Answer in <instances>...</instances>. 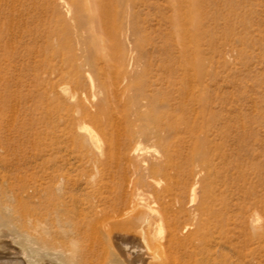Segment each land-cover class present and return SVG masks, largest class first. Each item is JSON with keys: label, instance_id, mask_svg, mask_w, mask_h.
Returning a JSON list of instances; mask_svg holds the SVG:
<instances>
[{"label": "rangeland", "instance_id": "374dc122", "mask_svg": "<svg viewBox=\"0 0 264 264\" xmlns=\"http://www.w3.org/2000/svg\"><path fill=\"white\" fill-rule=\"evenodd\" d=\"M169 2L170 0H116L111 6V14L113 15L115 11L117 13L116 28L112 16L102 15L99 18L100 23H96L97 30H94L90 18L92 11L87 6V0H0V159L10 157V148L7 143L16 136V145L22 148L20 149L22 154L27 155L26 152H29L28 155H33L36 151L35 147L39 145L38 148L48 152L52 163L59 162L64 165L61 167H65L62 173L66 177L71 179L75 177V180L80 178L81 180L77 181L81 182V187L83 184L86 185L82 187L85 190L81 189V193V187L77 190L81 198L86 195L88 190L86 183L90 179L91 183L90 181L89 183L95 188L93 202H97L98 199L100 201L94 203L97 216L95 213L96 219L93 223L98 225L96 227L101 236L97 237L100 234L96 227H93L96 228L93 230L97 232L94 233L95 235L93 231L90 234L84 231L78 237L81 239H77L75 249L79 254L83 253L89 248L91 240L93 247L98 241V245L101 244L100 240H103L104 244L109 243L104 245L102 241L99 248L98 245L94 248L96 254H93L96 257L91 256L95 259L88 258L94 261L91 260L92 264L96 262V264H111L109 261L115 257L116 264L118 262L139 264L136 261L140 257L151 256L150 261H156L163 257L158 256L159 254H165L167 251V247L165 246V250L162 245L167 242L166 238H170L171 229L169 221L167 222L168 218L165 220L162 214L158 215L162 206L160 201L149 199L150 207L153 204L150 215L152 216L151 228L149 225L145 227L152 229V233L155 230V234L148 230L149 235L146 231L147 238H149L147 241H138V238L133 237L142 231L141 227L135 226V228L131 225L130 230L129 225L123 226L125 225L124 220L130 217L126 212L129 210L125 209L123 202L125 201V188L128 186H125L127 182L124 181L134 176L133 173L136 170L134 166L141 162L135 159L133 153H131L132 157L127 150L128 144H125L127 123L140 138L138 141L129 143V147L142 143L147 149L145 155L149 158L159 155L160 152L163 153L167 148V143L171 141L188 152L190 146L196 141L204 142L213 152L212 156L213 154L215 156L211 163L201 159L195 162L197 172L195 179L199 181V198H201L204 184H211L215 177V165L221 173L220 180L213 182L214 186L210 188L213 212L211 210V213H205V218H203L204 215L199 214L198 217L192 218L194 221L186 220L194 224L184 230L188 233L183 231L181 234L183 239L181 238L180 243L183 246L179 245V248L181 247L179 253L182 257H186L189 253L193 254L191 252H199L197 255L199 258L211 253H214V256H219L221 253L235 256L233 244L240 247L247 240L248 229L252 228L253 224V215L259 214L264 220V0H200L198 8L201 9H197L200 20V35L197 37L199 39L198 60L202 71L200 81L192 79L194 77L187 78L189 76L180 66L179 62L182 58L179 56L183 48L177 39L176 32L174 33L173 15L175 11ZM98 36H100L99 41H95L93 37ZM89 43L93 45L90 46ZM91 59L98 61L100 66L104 65L106 60L111 59L110 62L113 65L106 69L96 68L90 62ZM117 70H119L118 73ZM187 84L189 87L185 88ZM62 88L67 91H63ZM185 89L188 93L184 91ZM72 95H75L74 99L70 98ZM100 107H107L113 118L111 124L106 123L102 126L104 129L90 117L84 116L85 111L96 112ZM161 112L171 113L174 116L173 120L178 117L183 118L184 121L177 128V133L164 122L161 123L155 119L156 114ZM165 118L166 116L164 121H166ZM81 125L91 128L97 134L98 143L94 144L95 142L89 141ZM191 126L195 130L194 134L191 132ZM110 128L114 131H110ZM26 146L34 149L31 150L30 147L29 150ZM174 146L171 152L176 155L178 147L175 146L176 149H174ZM97 147L103 150V155L100 150L96 149ZM51 152L52 154H49ZM80 152L82 157L79 156ZM58 154H61V158ZM218 154H225V160L219 158ZM129 156H131L130 159ZM62 160H65V163ZM94 164H97L100 169ZM95 166L96 169H94ZM1 167L0 160V169ZM129 170H132L131 175L133 176L130 175ZM202 177H204L203 181H201ZM163 180L165 183L169 181L166 177ZM2 182L4 179L0 174V185ZM102 185L105 190L107 189L106 191L103 189V193ZM97 193L98 196L94 197ZM216 194L219 195L214 196ZM118 197L122 201L120 199L116 201ZM102 199L105 202L104 200L102 202ZM153 200L158 205L151 204ZM216 200L217 203H215ZM108 201L114 204L109 205ZM113 205H116V208L111 207ZM108 207L110 210L107 209ZM121 208L126 212H124L125 217H120V215L123 216L120 213ZM153 208L158 211H154ZM218 211L221 214L225 213V216ZM153 212L156 213L153 214ZM170 214L169 219L174 213ZM102 215L109 216L110 219ZM155 216L157 220L161 218L164 220L155 221ZM101 217L108 222L106 220L102 222ZM196 218H202L204 222H199L200 220ZM210 218L218 222L214 221V225ZM223 218L227 221L225 222ZM109 221L112 222L111 225L108 224ZM114 221L120 224H115ZM121 221H123L124 229L117 227L121 225ZM160 221L164 229L159 227ZM164 221L166 224H163ZM209 221L213 226L209 225L211 224ZM195 222L199 223V227L200 225L206 226L204 227L206 232L202 226L201 229L197 226V229ZM99 223L103 224L101 227L104 231ZM105 223L108 227L112 226L108 229L109 233L107 229L105 230V227L108 228ZM217 223L220 228L217 227ZM125 229L129 230L124 231ZM157 230L164 231V235H160L161 231L157 235ZM189 230L191 234L193 233V237L191 234L187 235ZM112 233L117 236L110 235ZM119 233H124L126 236L119 235ZM82 234L86 235L81 237ZM185 234L191 239L190 241ZM151 235L158 237H153V240ZM84 237L90 238L82 239ZM101 237L104 238L101 239ZM127 237L130 238V242L127 241L129 240ZM131 237L136 240L133 241ZM97 238L100 239L97 240ZM107 239H110L109 242ZM158 240L162 243L157 242ZM182 241H187L188 245L183 244ZM127 242L131 243L130 246L126 244ZM148 242L152 243V247L154 245L158 252L159 250L161 252L158 254L156 250H151ZM213 243H217L216 246ZM218 244L223 245L224 249H219ZM82 245L84 249L81 248ZM156 245H161V247ZM208 246L211 247L208 248ZM101 247L103 250L100 249ZM104 247L108 248V252H106L107 249L104 250ZM136 247L138 249L140 247L139 250L145 248V251L137 252ZM185 248L186 251H183ZM126 249L130 250L126 251ZM147 251L153 252L154 256ZM104 252L108 258L104 259ZM110 252L114 254L111 253V256ZM127 252L134 253L130 260ZM98 253L99 256H97ZM155 253L159 258L155 256ZM148 254L151 255L148 256ZM100 258L105 262L101 263ZM88 260L81 263L91 264ZM99 260L101 261L98 263Z\"/></svg>", "mask_w": 264, "mask_h": 264}, {"label": "bare ground", "instance_id": "6f19581e", "mask_svg": "<svg viewBox=\"0 0 264 264\" xmlns=\"http://www.w3.org/2000/svg\"><path fill=\"white\" fill-rule=\"evenodd\" d=\"M115 2H116V0H87V6L92 11L90 18L92 20V23H93L92 28L94 30H97L98 26H96V23L97 22L100 23L99 18L102 15L105 17L112 16L114 18V26L116 28L117 13L115 11L113 13V15L111 14V6L114 5ZM169 3H170L169 5H171V4L173 5L171 7L172 8L174 7L173 9L175 11L174 15H173L174 17L172 16L173 22H174L173 25L175 26L174 33L176 32L175 34L177 35V39L179 40V42L183 48V52H181L182 56L181 55H180L181 57L179 56V58H182V59H180L181 61L179 62L180 66L182 67V69H184V72L187 74V76H189L187 78L194 77L192 79L200 81V75H201L202 71H201V68L199 66L200 64H199V60H198V57H199L198 41H199V39L197 38L198 35H200V32H199L200 20H199V13L197 10V9H201V8H198V6L200 5V0H170ZM93 38L95 41L96 40L99 41L100 36H98L97 38H95V37H93ZM89 45L92 46L93 44L89 43ZM90 46H88V47H90ZM103 50H104V48H103ZM103 53H105V52L103 51ZM110 61H111V59L106 60V63L102 66H100V64L98 65V61H95L94 59H91L90 62L93 63V65L96 66V68L102 67V68L106 69V68H111V66L113 65V64H111ZM118 72H119V70H117V73ZM77 77H79V76H77ZM192 79H191V82H192ZM187 82H188V80H187ZM5 84H7V83H5ZM5 84H3V85H5ZM188 85L189 84H187L185 86V88H188L189 87ZM62 89H63V91H67L65 88H62ZM184 91L186 93H188V90L185 89ZM70 98L74 99L75 95L70 96ZM80 109L82 111V108H80ZM53 110H55V109H53ZM109 111L110 110L107 107H100L98 109V111H96V112H92L91 110L85 111L84 116L90 117V119H92L95 123L99 124L102 127L104 124H106V123L111 124L113 121L112 115H110L111 113L109 114ZM49 114H51V112H49ZM165 116H166V118H165L166 121L163 120ZM51 117H54V116H51ZM173 117L174 116L171 113L164 114L161 112L159 114L158 113L156 114L155 119L161 123L164 122L165 124H167V126L172 131H175L177 133V130H178L177 128L180 126V123L184 120L182 117H178L177 119L173 120ZM48 119H50V118H48ZM112 125H114V124H112ZM112 125L110 126L111 128L113 127ZM80 127H81L82 131L84 130L83 133L85 136H87V138H89V141L91 140V141L95 142L94 144H96V142L98 143V141H99L98 136L91 128L86 127V126H82V125ZM112 129L110 131H114ZM47 131H46V133H47ZM191 132L193 134L195 132L193 126H191ZM126 134H127V137H125V138H127V140L125 141V144H128V146H126V145L125 146L128 147L127 150L129 152V154L131 155V153H133L135 155V159L136 160L138 159L141 162L137 161L139 165L137 163H136L137 164L136 166L133 165L135 167L134 169H136V170H134L135 172L133 173L134 176L131 175L133 169L131 171L129 170V172H131L130 175L133 177H130L129 179L126 178L127 181H124V179H123L124 182H127V184H125V186L128 185L127 186L128 189H127V187L125 188V201H123V202L125 203V209L129 210L126 212H128L129 213L128 215L130 216L127 220H124L125 225L123 224V226L129 225L128 228L130 230L132 229V228H130L131 225L134 227L135 226L141 227L142 229L141 228L140 229L142 231L139 234L137 233V235L136 236L134 235L133 237L138 238L139 239L138 241H141V240H143L144 242L147 241L149 238H147L146 231H148L149 229H146L145 226L149 225V227L151 228L150 223H151V219H152L151 217L152 216L150 217V215H151V211H152V209H151L152 205H153L152 203H154L155 205H158L154 201V200H158L162 204L161 209L159 211L160 214L158 212V215L162 214L161 216H163V218L165 217L164 218L165 220H166V218H168L167 222L169 221V225H170L169 228L171 229L170 238L169 239L166 238L165 240L167 242L165 241L166 242L165 245H162V248H164V249H165V246L167 247L166 248L167 251L165 252L166 249L164 250L165 254L160 255L159 252H161V251L158 249L159 250V252H158L156 250V248L154 247V245L152 247V245H151L152 243L150 244V242H148V244L150 246L146 245V246H149V248L151 247L150 248L151 250H153V249L156 250L155 252H158V254H159L158 256H163V257H161V259H158L156 261H152V260L150 261L151 256L150 257L143 256V257H140L139 260H137L136 262H138L139 264H264V220H262L263 218L259 214L253 215V218H252L253 224H252V228L248 229V232H247L248 238H246L247 240L244 243H242L240 247L233 244L234 250H235L234 252L236 253L235 256L229 255L226 253H221L222 254V255L220 254L221 256L220 255L214 256V253H211V254L208 253L209 255H207L206 257L199 258L197 256L199 252H195V253L191 252L193 254L189 253V255L187 254V256L183 255L186 257H182L181 256L182 254L180 255V253H179V249H181V247L179 248V245L181 244L180 242L183 239L181 234L184 230L190 228L191 225L194 224V222H186V220L189 219V221H190V219H191V221H194V219L192 220V218H195L197 215L199 216V214H202V215H204L205 213L207 214L208 212H210L213 209V207H212L213 204L211 205V201H210V198H212L210 196V194H211L210 188L212 186H214V185H212L213 182L216 183L218 179L220 180V173H221V171L217 168V165H215L214 166L215 167L214 168L215 177L212 180L211 184L210 183H209V185L204 184V186L202 188L203 191L201 194V198H199V195H200L199 191H198L199 181L195 179V175L197 174L195 162L197 160L201 159L203 161H208L209 163H211L214 160L215 156H214V154L212 156L213 152L211 151V149L208 146H206V144L204 142L200 143V142L196 141L195 143H193L190 146L189 152L186 150L188 152L187 153L185 151V149L182 150L183 147H179L174 141H171V142L167 143V148H166V150H164L163 153L162 152H160V154L157 153L159 155H156L153 158H149L145 155L147 149L145 148L144 145H142V143L141 144L138 143V144L134 145L133 147H129V143H131L133 141H138L140 138L136 135V133L133 131L132 127L128 123H127ZM15 137L11 138V140H8L9 143H7V145H9V148H10L9 149V156L10 157L9 158L4 157V158L0 159L2 162L0 174H1V176H3V179H4V182H2V184L0 185L1 186L0 187V264H80L81 262H86L88 260V258H90V257L91 258L93 256L96 257L93 253L96 254L94 248L97 247L99 241H98L97 245H95L93 247L94 244L91 245V243H92V240H91V243L89 244V248L86 249V251H84L81 254H79V252H77V250L75 249V244L77 242V239H81V238H78L80 236V234L83 233L84 231L87 233L89 232V234H90L94 229L97 228L96 226H98L97 224L93 223V221H94V219H96L95 217L97 216V212H95V210H94V203L96 204L99 201V199L97 198L98 201L93 202L92 198H93V194L95 192V188L93 185L90 184L91 183L90 179H88L87 180L88 183H86L87 184L86 188H88V190L85 193L86 195L82 196V198H81L78 195L79 191H77L81 187V182L77 181L80 178H77V180H75L74 176H73L74 177L73 179L66 177L62 173V169L65 168V167H63V168L61 167V165H63V164H59V162L55 163L54 161H53L54 163H52V161L48 157V154H47L48 152L46 153L44 151V149L38 148L39 145H37V144H36L37 147H35L36 148L35 153H33L34 151L32 152L33 155H31V154L28 155L29 152H26L27 155L22 154L23 152L21 153V151H20V149H22V148L19 147V145H16ZM104 137H107V136H104ZM177 138H178V136H177ZM14 141H15V143H14ZM55 141H57V140H55ZM17 142H18V140H17ZM49 142H51V140ZM110 142H112V140ZM51 145H48V146H51ZM117 145H118V143H117ZM174 145L176 147H178V149H176V147ZM107 146H108V144H107ZM172 146H174L175 147L174 149H176V151L178 152V153H176V155L175 154L173 155L171 152ZM26 147H27V149L30 150L31 146L29 148H28V146H26ZM26 147H24V148L26 149ZM126 147H125V151H126ZM54 148H56V146ZM102 148H103V146H102ZM33 149L34 148L31 147V150H33ZM96 149H98V147ZM100 149L101 148L99 147L98 150H100ZM100 151H98V152H100ZM102 151H101V154H102ZM91 152H92V150H91ZM105 153H104V155H105ZM174 153H175V150H174ZM49 154H52V152ZM126 154H127V152H126ZM129 154H127V156ZM58 155H60V157L57 155H54V156L61 158V154H58ZM80 155H81V157L83 156L81 154V152H80L79 156ZM102 155H101V157H102ZM218 155H219V158L225 160V158H226L225 154H218ZM98 156H99V154H98ZM131 156H129L128 158L130 159ZM93 157H94V155H93ZM106 157H107V155H106ZM108 158H109V155H108ZM108 158H106V159H108ZM62 161H64V163H65V160H62ZM79 161H80V159H79ZM104 161H105V159H104ZM60 163H63V162H60ZM93 163H96V162H93ZM107 163H109V162H107ZM69 164H67V165H69ZM94 165H97V164H94ZM112 167H115V166H112ZM127 167H128V165H127ZM97 168H98V165H97ZM129 168H131V167H129ZM68 169H70V168H68ZM94 169H96V166ZM98 169H100V168H98ZM96 171H98V170H96ZM125 172H126V170H125ZM127 172H128V170H127ZM71 174L73 175L72 172H71ZM93 174H91V175H93ZM127 174H129V173H127ZM85 177H86V175H85ZM164 177L168 178L169 181L166 183L164 182V180L162 181V179H164ZM197 178H198V175H197ZM203 179H204V177H202L201 181H203ZM89 181H90V183H89ZM83 183H84V181H83ZM83 186H86V185L83 184ZM102 186H101V188H102ZM82 187L80 188V193H81V189H84ZM103 189H104V186H103L102 190ZM104 190L102 191V193L104 192ZM98 191H100V189H98ZM100 193H101V191H100ZM83 194H80V195H83ZM217 195H219V194H216L214 196H217ZM96 196H98V193L94 197H96ZM102 196H103V194H102ZM104 196H106V194ZM100 197L101 196H99V198ZM107 198H109V197H107ZM119 199H120V197H118V200H116V201H119ZM121 199L123 200L122 196H121ZM149 199H154L153 202L151 201V204H152L151 207H150ZM103 200L104 199H102V202H103ZM197 200H199V201H197ZM214 200H215V197H214ZM214 200L212 202H214ZM217 200H219V199H217ZM217 200L215 201V203H217ZM220 200H222V199H220ZM223 200H225V199H223ZM104 202H105V200H104ZM112 202H113V200H112ZM112 202H109L108 204L109 205L114 204ZM224 203H222V204H224ZM103 206H101V207L104 208L105 206L104 207ZM114 206L116 208V205H113L111 207H114ZM97 207H99V206H97ZM153 207H155V206H153ZM107 209L110 210L109 207ZM107 209H106V211H108ZM122 209L123 208H121L120 210H122ZM215 209L217 210V207H215ZM219 209H220V207H219ZM221 209H223V211H224L223 206ZM117 210H118V207H117ZM153 210L155 211L156 209L153 208ZM111 211H112V209H111ZM157 211L158 210H156V212ZM114 212H116L115 209H114ZM124 212H125L124 210H122V212H120L123 215V216L120 215V217H125ZM156 212H153V214ZM172 212L174 213L172 215V217L174 216V218L171 217V219H169L170 218L169 215H171L170 213H172ZM212 212H213V210H212ZM95 213H96V216H95ZM224 214L225 213H223L221 215H224ZM205 215L203 216V218H205ZM112 216H113V214H112ZM112 216H111V219L113 217H115V216H113V217ZM103 217H105L106 219L108 218V220L110 219L109 216H106V215ZM120 217H119V219H120ZM217 217H219V216L217 215ZM105 218L103 219L101 217V219H103V221L100 219V222L101 221L104 222L106 220ZM115 218H117V217H115ZM163 218H161V219L164 220ZM225 218H223V219H225ZM161 219H158V220H161ZM201 219H199L200 220L199 222H201V221L204 222V219H202V220ZM207 219L209 220V217ZM97 220L99 221V219H97ZM156 220H157V217H156L155 221ZM197 220H195V221H197ZM98 221H95V222H98ZM214 221H216V219ZM214 221L212 220L211 222H213L215 225ZM226 221H227V219H225V222ZM114 222H113V224H114ZM116 222H115V224H118V222L117 223ZM119 222H120V220H119ZM122 222L123 221H121L120 226H117V227H121L120 229L123 228ZM165 222L166 221H164L163 224H166ZM211 222L209 221V223H211ZM216 222H218V221H216ZM157 223H159V222H157ZM206 223H201V224L205 225ZM94 224H95V226H94ZM101 224L99 223L100 227H101ZM108 224L111 225L112 222H110ZM154 224L156 227V223H154ZM160 224H161V221H160ZM160 224H159V227H162V224H161V226H160ZM196 224L197 225L195 227H197V226L199 227V225H198L199 223H196ZM105 225H107V223H105ZM110 225H109V227L107 225L108 228H106L105 226H103V227H105V230L107 229V231H108V229L112 227V226L110 227ZM167 225H168V223H167ZM167 225H166V228H167ZM209 225L213 226L212 223ZM201 226L202 225H200V227ZM212 226H210V228ZM93 227H96V228H93ZM134 227H133V229H134ZM155 227H152V228H155ZM198 227H197V229H198ZM204 227L206 228V226H204ZM204 227H203V230L205 231ZM217 227L220 228L218 226V223H217ZM162 228L164 229V227H162ZM218 228L216 230H218ZM113 229H114V227H113ZM120 229H119V231H120ZM155 229H157V228H155ZM225 229L226 228H224V230ZM102 230L104 231V228H102ZM128 230L125 229L124 231H128ZM115 231H116V228H115ZM149 231H151V233H152V229H150ZM149 231H148V233H149ZM160 231H158V234L157 233L156 234L159 235L161 233L160 235H164V231L163 232H162V230H160ZM97 232H99L98 228H97ZM97 232L93 231V234L97 233ZM112 232L114 233V231H112ZM165 232H168V231H165ZM184 232L186 233L187 231H184ZM190 232L191 231L189 230V234H187V235H190L191 234ZM207 232H208V230H207ZM108 233H109V231H108ZM113 233L110 235H114L116 237L117 235H115ZM168 233H170V232H168ZM98 234H100V235L96 234L97 237L101 236L100 232ZM120 234L121 233H119V235ZM152 234H155V230ZM166 234L167 233H165V235ZM192 234H191V236H192ZM194 234H196V233H194ZM85 235L82 234L81 237L85 236ZM102 235H103V233H102ZM121 235L126 236V235H124V233ZM149 235H150V233H149ZM220 235H222V234H220ZM104 236L106 237V234H104ZM185 236H186V234H185ZM111 237L112 236H110V238ZM150 237L152 239L154 237V235H153V237H152V235ZM155 237L157 238L158 236H155ZM224 237L225 236H223V238ZM88 238H90V237H88ZM88 238L84 237L82 239L88 240ZM103 238L101 237V239H103ZM108 238H109V235H108ZM127 238H129V237H127ZM154 238H153V240H154ZM98 239H100V238H97V240ZM131 239H134V238L131 237ZM151 239H150V241H151ZM187 239H189L188 241L191 240L188 237H187ZM218 239H219L218 241H220L219 237H218ZM107 240L109 242L110 239H107ZM135 240L136 239H134L133 241H135ZM207 240L209 242L208 237H207ZM100 241L102 244L103 240H100ZM127 241L130 242V238ZM199 241H198V243H199ZM226 241H227V239H226ZM226 241H224V242H226ZM157 242H159V240ZM186 242H183V244ZM193 242H195V241H193ZM78 243L80 244L79 241H78ZM93 243H94V241H93ZM159 243L161 244L162 242H159ZM159 243H155V244H159ZM217 243H213L214 246H216L215 244H217ZM101 244H99V245H101ZM103 244H104V241H103ZM105 244L108 245L109 243H105ZM126 244H128V242ZM130 244H128V245L130 246ZM140 244H142V243H140ZM144 244H147V242ZM99 245H98V248L100 247ZM158 246L161 247V245H158ZM180 246H183V245L181 244ZM193 246H192V248H193ZM78 247L80 248L79 245H78ZM184 247H186V245ZM210 247L208 246V248H210ZM81 248H83V245L81 246ZM104 248H105L104 250L107 249L106 252H108V248H106V247H104ZM132 248H134L133 245H132ZM136 248L138 250L137 252H139L141 250L145 251V248H143V249L141 248V250H139L140 247H139V249H138V247H136ZM192 248H190V249L192 250ZM100 249H102V247ZM146 249L148 250V247H146ZM190 249H189V251H190ZM219 249L223 250L224 249L223 245L220 244ZM79 250H82V249H79ZM121 250H122V248H121ZM127 250H130V249H126V251ZM212 250H214V249H212ZM100 251H98V252H100ZM150 251H147V252H150ZM183 251H186V248ZM106 252H104V254H105L104 259H105V257H107ZM111 253L112 252H110L109 254L111 255ZM132 253L133 252H131V254L128 253V256L130 255L129 260L132 257L131 255L134 254V253L133 254ZM141 253H139V254L142 255ZM150 253H152V256H154L153 252H150ZM183 253L185 254V252H183ZM113 254L114 253H112V255ZM117 254H118V252H117ZM156 254L157 253H155V256H156ZM91 255H93V256H91ZM149 255H151V254H148V256ZM97 256H99V253ZM123 257H124V255H123ZM137 257H138V255H137ZM157 258H159V257H157ZM157 258H155V259H157ZM100 259L102 260V258H100ZM104 259L102 260L101 263H103V261L105 262ZM109 259H111V257ZM115 259H116V257L114 259H112L111 261L115 262V264H116L117 261H114ZM153 259H154V257H153ZM91 260H88V261L91 262ZM93 260H92V262H94ZM101 260H99L98 263ZM111 261H109V262L111 264H114ZM128 261H127V263H128ZM92 262H91V264H92ZM130 262L132 263L134 261H130ZM86 264H88V262ZM105 264H107V263H105ZM118 264H120V262H118Z\"/></svg>", "mask_w": 264, "mask_h": 264}]
</instances>
